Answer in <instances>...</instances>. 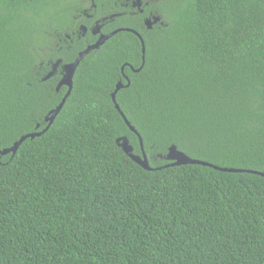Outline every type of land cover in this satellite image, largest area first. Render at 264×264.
Instances as JSON below:
<instances>
[{
    "label": "trees",
    "instance_id": "1",
    "mask_svg": "<svg viewBox=\"0 0 264 264\" xmlns=\"http://www.w3.org/2000/svg\"><path fill=\"white\" fill-rule=\"evenodd\" d=\"M142 1L92 0L121 31L49 125L61 65L96 41L65 38L83 0H0V150L26 136L0 155V264H264V0ZM118 82L151 171L115 143L141 157ZM171 146L210 166H167Z\"/></svg>",
    "mask_w": 264,
    "mask_h": 264
},
{
    "label": "water",
    "instance_id": "2",
    "mask_svg": "<svg viewBox=\"0 0 264 264\" xmlns=\"http://www.w3.org/2000/svg\"><path fill=\"white\" fill-rule=\"evenodd\" d=\"M157 18H154L153 20L151 19H147L145 21V25L150 28L151 25L155 22H157ZM81 30L86 31V28L81 26L80 27ZM97 28H95L94 31H92V34H96L97 33ZM121 30H115L113 32H111L110 34L107 35H100L97 39V41L86 47L85 50L81 51L77 58L74 60L73 63L71 64H65L62 66V77L57 85L56 90L58 91L60 89L61 86H65L67 88V92L65 94V96L63 97V99L61 100V102L59 103V105L54 109L51 110L50 112H48V114L45 116V121L49 122V125L52 123L53 119L56 117V115L58 114V112L60 111L66 97L70 94L71 89H72V78L73 75L76 71V68L78 67L79 63L83 60V58L88 55L91 51L93 50H97L99 49L101 46L104 45V43L110 38L112 37L114 34H116L117 32H119ZM124 31H128V32H132L140 41L141 44V54H142V63L141 66L138 70H136L137 72L143 67L144 65V54H145V46H144V42L143 39L141 38V36L132 30L126 29ZM60 64V61H57L55 64H53L52 66V70L48 73V75L45 77V79H49L56 71L58 65ZM123 72V67L121 68V73ZM125 81H126V85L125 87L129 86V80L127 77H124ZM124 86L122 85L121 82H118L115 86L114 91L111 94V100L114 103V108L119 112L120 116H121V111L119 110V107H117V105L115 104V97L117 92L122 89ZM54 116V118H52ZM124 123L126 124V126L129 128V130L131 132H133L138 140H139V144H140V148H141V157L140 156H135L132 154L133 148L129 145V141L127 140L126 137H121L115 140L116 145L123 151L124 154H126L132 161H134L137 165H139L141 168H143L144 170L147 171H151L152 169L149 167L148 164V159L144 153V151L142 150V146H141V137L139 136V134L135 131L134 127H132L130 125V123L127 121V119H125L124 115L121 116ZM30 137H33L34 135H29ZM26 138V136H23L18 142H16L15 144H13L12 147L8 148V149H4V150H0V155H6L10 152L15 153L17 150V147L20 145V143ZM165 160L167 162H169V165L167 166H184V165H201V166H210L208 163L203 162V161H199V160H194L189 158L188 156H186L184 153L180 152L177 150V148L175 146H171L168 148L167 150V154L165 156ZM216 168V167H214ZM219 171H227V172H232V173H236V172H240V170H228V169H220V168H216ZM253 173V172H251Z\"/></svg>",
    "mask_w": 264,
    "mask_h": 264
},
{
    "label": "flooded vegetation",
    "instance_id": "3",
    "mask_svg": "<svg viewBox=\"0 0 264 264\" xmlns=\"http://www.w3.org/2000/svg\"><path fill=\"white\" fill-rule=\"evenodd\" d=\"M147 5V3H144L142 0H122V2H120V7H123V8H125V9H127V8H132V9H136L138 12H140V13H142V7H145ZM96 9V6L92 3V0H91V3H90V8L89 9H83L82 11H81V13L80 14H78L77 16H76V25H77V27H76V30H75V28L73 29V30H71V32H70V34H65V38L70 42V43H73V40L71 39V37H72V35H74V34H78V33H80L81 32V34H82V36H84L86 33H88V32H90L91 34H92V31H94L95 30V28H97V33L94 35V34H92L93 36H95L96 37V41H97V39H98V37L100 36V35H106V34H104V33H102V29L104 28V26L107 24V20H109V19H113L114 17H116V16H120V15H122L123 13H121V12H118V13H113V14H110V15H108V16H106V15H103V16H101V17H98V18H96V19H94L93 18V16L92 15H90V14H88V12H89V10H91V9ZM84 17V18H83ZM82 19H86V20H88V19H90L91 21V25L89 26V27H87L86 25H83V24H81V22H82ZM147 19H151V20H153V18H152V16H149V18H146L145 20H144V24H145V21L147 20ZM81 26H83V27H85L86 28V31H83V30H81ZM76 32V33H75ZM77 38H78V36H77ZM95 41V42H96ZM52 67V66H51ZM62 67H60V69H61ZM62 70V69H61ZM57 71V70H56ZM55 71V72H56ZM125 76L123 75V78H124Z\"/></svg>",
    "mask_w": 264,
    "mask_h": 264
},
{
    "label": "rangeland",
    "instance_id": "4",
    "mask_svg": "<svg viewBox=\"0 0 264 264\" xmlns=\"http://www.w3.org/2000/svg\"><path fill=\"white\" fill-rule=\"evenodd\" d=\"M149 1H155V0H149ZM83 5L85 6V8L84 9H89L90 8V2L87 0V1H85V0H83ZM53 39H55V38H53ZM56 42V41H55ZM55 46V43H54V45H53V47Z\"/></svg>",
    "mask_w": 264,
    "mask_h": 264
},
{
    "label": "clouds",
    "instance_id": "5",
    "mask_svg": "<svg viewBox=\"0 0 264 264\" xmlns=\"http://www.w3.org/2000/svg\"><path fill=\"white\" fill-rule=\"evenodd\" d=\"M58 61H60V60H58ZM56 62H57V61H56ZM56 62H55V63H56ZM55 63H54V64H55ZM60 64H61V61H60ZM60 64L58 65L57 68H59ZM64 65H65V64H64ZM52 66H53V65H52ZM62 66H63V65H61V67H62ZM61 69H62V68H61ZM51 70H52V67H51ZM56 70H57V69H56ZM47 75H48V74H47ZM47 75H46V76H47ZM53 75H54V74H53ZM53 75H52V76H53ZM46 76H45V77H46ZM52 76H51V77H52ZM61 77H62V70H61ZM46 80H47V79H46ZM58 83H59V82H58ZM57 85H58V84H57ZM56 88H57V87H56Z\"/></svg>",
    "mask_w": 264,
    "mask_h": 264
},
{
    "label": "snow or ice",
    "instance_id": "6",
    "mask_svg": "<svg viewBox=\"0 0 264 264\" xmlns=\"http://www.w3.org/2000/svg\"><path fill=\"white\" fill-rule=\"evenodd\" d=\"M117 107H119V106L117 105ZM121 116H123L122 112H121ZM52 118H54V116ZM124 118L127 119V117H124ZM140 143H141V146H143V141L142 140L140 141Z\"/></svg>",
    "mask_w": 264,
    "mask_h": 264
}]
</instances>
